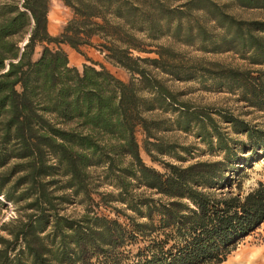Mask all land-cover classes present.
Here are the masks:
<instances>
[{
    "label": "trees",
    "instance_id": "trees-1",
    "mask_svg": "<svg viewBox=\"0 0 264 264\" xmlns=\"http://www.w3.org/2000/svg\"><path fill=\"white\" fill-rule=\"evenodd\" d=\"M60 1L71 14L51 34L49 0H0V207L9 202L18 212L1 226L0 264L225 262L264 221V183L247 191L241 185L253 158L246 155L264 152V129L216 111L243 137L230 139L210 115L178 101L160 74L173 82L215 81L264 117V20H237L212 0ZM229 1L264 10V0ZM164 37L208 54L233 52L249 67L181 60L157 43ZM62 45L89 63L71 65ZM86 45L129 79L90 59ZM149 53L156 56L143 55ZM159 110L172 118L146 116ZM167 122L194 130L223 158L184 167L159 160L154 151L173 153L157 137ZM138 128L145 152L163 170L142 160ZM102 185L110 189L99 191ZM73 203L83 212H60ZM100 206L117 217L100 214Z\"/></svg>",
    "mask_w": 264,
    "mask_h": 264
},
{
    "label": "rangeland",
    "instance_id": "rangeland-1",
    "mask_svg": "<svg viewBox=\"0 0 264 264\" xmlns=\"http://www.w3.org/2000/svg\"><path fill=\"white\" fill-rule=\"evenodd\" d=\"M219 5H225L224 12L227 15H232L235 19L240 21H252V20H264V10L261 9H242L231 4L229 0H212ZM50 8L48 14V20L50 21L49 30L50 33H54L55 29L59 25H63L67 22L71 11L70 9L63 6L58 0H49ZM173 6L179 5L178 3L172 4ZM191 16L197 18L208 31H213L212 24L206 22L205 18L198 12H193ZM159 44L166 45L176 54L178 53L179 59L187 60L189 62H215L226 68H237V69H248L249 66L241 60V58L233 53H221V54H208L198 51L196 45L188 47L178 43H172L167 37L161 38L157 41ZM154 43V44H157ZM67 56H69V62L71 65L77 66L79 69L82 64L89 63L86 61L84 56L74 52L68 46H63ZM40 47H37V52ZM85 55H88L93 61L102 63L111 73L121 80L127 81L129 74L123 68H119L108 61L104 55L100 54L93 47L86 48L83 51ZM145 56L155 57V54H143ZM256 69L255 67H250ZM161 77L166 79V88H169L174 94L177 95V100L187 103L191 110L195 112L207 113L211 118L217 122L219 130L224 133L230 139L243 140L242 136H237L230 133V129L227 124L223 123L220 118L216 115L217 112L226 113L233 115L239 120H242L249 125L257 126L260 129H264V117L261 113L248 108L245 104L239 101L237 93H228L227 90L218 85L215 81H209L207 79L192 80L190 82H173L169 80L164 74H160ZM217 111V112H216ZM146 116L151 118H164L170 120L171 114L169 112L153 111L148 112ZM168 123V122H167ZM157 137L161 138V141L165 144H169L172 147L173 153L170 154H158L154 151L157 158L169 161L170 164L176 166H187L193 163L199 162H215L221 160L222 153L218 150H208L206 145L203 144L194 135V130L190 132H182L176 129L169 128L166 130H160L157 133ZM144 138L143 131L138 128L136 131V140L140 146V156L143 161L148 165H151L158 169L163 170L162 165L158 161L151 160L143 148L142 140ZM232 147V144H230ZM185 149V150H182ZM257 157L255 158L252 154L246 155L253 157L248 160L241 177L242 191H247L255 186L257 181L264 183V152H258L256 150ZM173 154V155H172ZM252 155V156H251ZM253 160V161H252ZM99 191H108L110 187L100 186ZM95 196V195H94ZM110 206H116L117 208L122 207L119 203H112ZM104 206L97 207L96 210L103 215L117 217L110 209ZM61 213L66 215H78L83 212V205L80 203L63 204ZM129 213V211H127ZM18 215L17 209L14 204L6 203L0 207V235L5 234L4 230H1L3 223H7L10 219L15 218ZM119 219L123 221V217L119 216ZM264 249V221L251 233L249 236L244 238L236 247L235 251L232 252L225 260L220 264H224L238 255V253L245 251L248 254H252L253 251Z\"/></svg>",
    "mask_w": 264,
    "mask_h": 264
},
{
    "label": "bare ground",
    "instance_id": "bare-ground-1",
    "mask_svg": "<svg viewBox=\"0 0 264 264\" xmlns=\"http://www.w3.org/2000/svg\"><path fill=\"white\" fill-rule=\"evenodd\" d=\"M224 264H264V249L253 251L252 254L242 251Z\"/></svg>",
    "mask_w": 264,
    "mask_h": 264
},
{
    "label": "crops",
    "instance_id": "crops-1",
    "mask_svg": "<svg viewBox=\"0 0 264 264\" xmlns=\"http://www.w3.org/2000/svg\"><path fill=\"white\" fill-rule=\"evenodd\" d=\"M58 2L59 3H61L62 5H63V3L60 1V0H58ZM64 6V5H63ZM49 14V13H48ZM48 18V17H47ZM48 21V31L50 32V30H49V24H50V21L49 20H47ZM61 29H62V25H59L56 29H55V31H54V33H51V34H58L60 31H61ZM63 46H67V45H62V47ZM91 46H85V47H82V51H86V48H90ZM68 48H70L71 50H73L70 46H68ZM74 51V50H73ZM75 52V51H74ZM77 53V52H76Z\"/></svg>",
    "mask_w": 264,
    "mask_h": 264
}]
</instances>
